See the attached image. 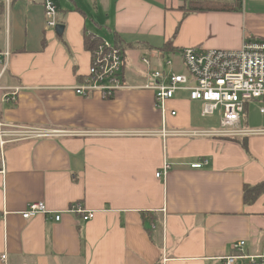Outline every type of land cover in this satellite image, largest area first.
Wrapping results in <instances>:
<instances>
[{
  "label": "crops",
  "instance_id": "1",
  "mask_svg": "<svg viewBox=\"0 0 264 264\" xmlns=\"http://www.w3.org/2000/svg\"><path fill=\"white\" fill-rule=\"evenodd\" d=\"M55 1L62 36L46 29L43 0H4L0 12V53L10 52L0 62V124L50 134L3 151L0 264H223L241 241L264 254V192L244 201L246 186L264 183V133L163 137L221 128V114L204 117L188 91L167 102L164 119L152 91L76 93L91 66L87 40L109 42L102 33L124 51L125 74L134 61L132 85L146 79L136 54L163 65L156 58L185 48L239 51L264 38L244 0L241 10L196 12L188 0ZM254 104L261 113L260 100L244 113ZM35 202L50 214L24 220ZM77 203L94 219L67 212Z\"/></svg>",
  "mask_w": 264,
  "mask_h": 264
},
{
  "label": "built area",
  "instance_id": "2",
  "mask_svg": "<svg viewBox=\"0 0 264 264\" xmlns=\"http://www.w3.org/2000/svg\"><path fill=\"white\" fill-rule=\"evenodd\" d=\"M33 4L38 0H25ZM7 5L11 0H5ZM44 25L49 31H56L58 23V7L55 0H43ZM94 41V39H92ZM91 66L82 85L76 88L80 96L88 97L100 93L104 99H112L120 91L147 90L155 96V105L165 118L168 101L173 100L180 91H188L192 101L204 104V117L221 114V128L217 131L169 132L162 129L163 137H234L263 134L264 131H250L241 128L245 106L252 101L264 102V38H248L239 51L202 50L200 48H185L177 61L165 56L152 59L143 58L146 66V79L143 84L132 85L125 80V53L118 45L107 41H99L91 49ZM7 64L10 52L7 49L0 53V62ZM183 69L185 72H181ZM1 91V89H0ZM7 102H17L16 91L6 95ZM264 114V109H261ZM176 115L175 111L171 112ZM50 136L42 130H21L5 128L0 124V162L1 173H4V149L8 144L31 138ZM203 163L193 165L194 169L202 168ZM170 169L168 165L157 178L164 176ZM79 216L84 222L95 217L93 211H87L82 204L77 203L67 211ZM50 214L44 202H35L21 213L24 220H30L38 215ZM62 214L55 216L59 222ZM246 242L241 241L232 246L233 254L223 259V264H264V254H248L245 251Z\"/></svg>",
  "mask_w": 264,
  "mask_h": 264
},
{
  "label": "rangeland",
  "instance_id": "3",
  "mask_svg": "<svg viewBox=\"0 0 264 264\" xmlns=\"http://www.w3.org/2000/svg\"><path fill=\"white\" fill-rule=\"evenodd\" d=\"M190 0H188L189 2ZM225 1V0H224ZM244 6L245 10L248 14H251L253 16V21L256 24L258 30L262 35H264V0H244ZM105 37L108 38L109 42L114 43V41L105 33H102ZM145 56V55H144ZM136 57L140 58L139 62L136 61V67L137 72L139 74L144 71V73L147 71L146 66L142 63V55L136 54ZM147 58H149L147 56ZM169 58V56H165V59ZM170 58H173V60L177 61L178 57L172 56ZM127 69H126V78L129 80V77L131 76V71L133 68H131L134 64V61L127 62ZM142 67L144 68L142 70ZM182 72H185L182 70ZM143 73V74H144ZM260 106L250 105L249 110L247 113L243 114L242 117V125L241 128L244 130H250V131H264V114H261L259 112Z\"/></svg>",
  "mask_w": 264,
  "mask_h": 264
},
{
  "label": "trees",
  "instance_id": "4",
  "mask_svg": "<svg viewBox=\"0 0 264 264\" xmlns=\"http://www.w3.org/2000/svg\"><path fill=\"white\" fill-rule=\"evenodd\" d=\"M4 5V0H0V12ZM189 11H233L243 8V0H235L233 3L222 2L221 0H190L188 2ZM178 32V31H177ZM98 40H87L88 49H92L93 45L98 43ZM118 45V44H117ZM264 192V183L257 186H246L244 189V201L246 204H253L259 196Z\"/></svg>",
  "mask_w": 264,
  "mask_h": 264
},
{
  "label": "water",
  "instance_id": "5",
  "mask_svg": "<svg viewBox=\"0 0 264 264\" xmlns=\"http://www.w3.org/2000/svg\"><path fill=\"white\" fill-rule=\"evenodd\" d=\"M56 32H57V34H58L59 36H62L63 33H64V27L61 26V25H59V26L57 27V29H56Z\"/></svg>",
  "mask_w": 264,
  "mask_h": 264
}]
</instances>
